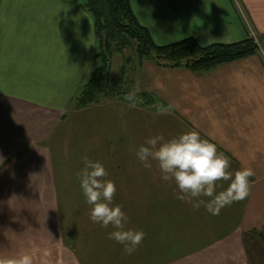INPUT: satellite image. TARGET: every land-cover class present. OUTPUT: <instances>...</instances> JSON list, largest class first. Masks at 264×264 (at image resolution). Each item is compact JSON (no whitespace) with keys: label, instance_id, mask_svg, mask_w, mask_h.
Returning <instances> with one entry per match:
<instances>
[{"label":"crops","instance_id":"1","mask_svg":"<svg viewBox=\"0 0 264 264\" xmlns=\"http://www.w3.org/2000/svg\"><path fill=\"white\" fill-rule=\"evenodd\" d=\"M129 1L157 44L238 41L251 35L249 18L259 52L207 71L138 64L130 92L154 93L164 113L135 97L75 108L100 62L90 14L72 0H0V256L27 253L33 264H249L247 241L261 240L264 229V0ZM193 129L230 170L255 173L249 196L219 215L178 199L157 162L145 167L136 157L148 137ZM85 155L114 181L113 203L127 227L145 233L132 254L109 239L111 227L89 218L77 178ZM218 184L217 191L227 186Z\"/></svg>","mask_w":264,"mask_h":264},{"label":"clouds","instance_id":"2","mask_svg":"<svg viewBox=\"0 0 264 264\" xmlns=\"http://www.w3.org/2000/svg\"><path fill=\"white\" fill-rule=\"evenodd\" d=\"M136 94L129 93L125 99L132 101ZM166 111L163 106L158 112ZM137 159L145 167L156 161L161 178L174 182L177 198L190 203L194 208L203 205L211 215H219L221 210L233 202L246 199L251 190V167L230 170V162L218 153L217 146L202 138L196 130L182 132L178 136L165 139L162 135L148 137L136 151ZM0 156V164H3ZM104 165L87 155L82 157V167L77 173L79 186L89 205V218L93 223L111 231L109 239L124 246L125 252L132 254L142 243L145 233L127 227L129 218L119 204L113 203L117 191L114 181L107 179ZM219 181L227 182L223 190ZM207 198V199H205ZM0 264H33V257L24 253L17 256H0Z\"/></svg>","mask_w":264,"mask_h":264},{"label":"trees","instance_id":"3","mask_svg":"<svg viewBox=\"0 0 264 264\" xmlns=\"http://www.w3.org/2000/svg\"><path fill=\"white\" fill-rule=\"evenodd\" d=\"M87 11L93 20L96 39L95 57L100 59L80 86L73 100L75 108L96 103L102 98H120L124 101L130 92L128 78L120 76L107 89V74L111 67V57L125 48H133L142 65L145 60L169 67H185L194 71H207L217 66L240 60L259 52L257 40L249 35L244 39L224 43L201 44L195 37L189 36L166 44H157L147 27L142 25L135 15L129 0H72ZM129 59V58H128ZM135 101L142 104L165 106L152 92H134ZM141 99V100H136ZM264 243V229L258 232Z\"/></svg>","mask_w":264,"mask_h":264},{"label":"rangeland","instance_id":"4","mask_svg":"<svg viewBox=\"0 0 264 264\" xmlns=\"http://www.w3.org/2000/svg\"><path fill=\"white\" fill-rule=\"evenodd\" d=\"M246 21H247L246 22L247 27L249 28L251 35L256 38L257 32L255 29V26L251 23L249 18H247ZM196 27H199V26H196ZM259 39H260V44L262 45V48L264 49V34L260 36ZM126 58H129V60H127ZM99 64L100 62H98V64L96 63V65H99ZM122 66L124 67L122 70L123 79L129 78V80L132 82L131 87L132 88L133 86L137 87L136 86L138 84L136 80L137 71H138L137 57L135 55L133 48H125L121 53H115L111 57V67L108 71L107 79H106L107 89H110L113 82H115L116 79L120 76L122 72L121 71ZM72 188L74 187L72 186ZM74 205H76L75 201H66V208H73ZM79 205H80V202H79ZM252 240H253L252 241L253 245H251L250 240L247 241L248 242L247 244L250 245L248 250L253 249L255 253L254 254L253 252L249 251V264H256L254 255H256L258 258H261L264 261V243L257 236L254 237V239Z\"/></svg>","mask_w":264,"mask_h":264}]
</instances>
